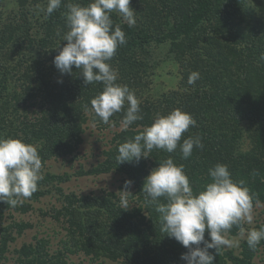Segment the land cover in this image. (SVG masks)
<instances>
[{
	"label": "trees",
	"instance_id": "obj_1",
	"mask_svg": "<svg viewBox=\"0 0 264 264\" xmlns=\"http://www.w3.org/2000/svg\"><path fill=\"white\" fill-rule=\"evenodd\" d=\"M247 1L131 0L137 21L132 27L120 13H111L114 27L121 26L127 41L110 61L118 71V83L132 90L134 85L140 86L138 76L149 66L154 56L151 51L169 47L168 52L181 66V86L141 101L143 120L117 135L116 147L98 167L80 172L125 174L124 183L134 182L132 195H126L128 208L122 207L117 193L79 196L58 189L63 205L55 210L54 218H64L68 240L54 252L45 239L37 240L35 246L24 245L16 250L18 264H69V255L80 254L125 264H187L181 256L188 249L161 231L160 214L142 192L149 175L144 172L148 162L150 168H157L169 156L184 165L194 192L210 182L208 170L221 163L264 202V60L260 59L264 54V0H254L252 11ZM70 2L87 6L91 0H63L51 16L40 10L46 9L47 0H0L6 9L11 4L8 12L0 10V136L36 145L42 164L71 156L79 149L87 113L107 125L91 109V100L103 85H86L75 66L71 74L62 75L53 64L59 47L67 43L63 36L68 31L65 13ZM192 72H198L200 78L189 84ZM60 80L63 83H58ZM126 107L110 118L113 124L121 126ZM176 108L191 113L197 121L182 139L198 135L204 148H194L186 160L179 147L173 153L154 149L147 159L119 165V145L143 132L157 113L167 115ZM68 178L46 174L30 200L38 201L50 193L46 186L53 181ZM161 202L166 201L161 198ZM32 207L25 202L13 207L0 201V222L5 210L17 208L26 213ZM261 226L264 218L256 229ZM28 228L32 225L25 222L0 226V261L7 258L9 244L16 240L14 232L20 235ZM238 233L239 227L234 225L228 235ZM205 239H209L207 232ZM257 251L245 240L241 255L222 247L214 264H255Z\"/></svg>",
	"mask_w": 264,
	"mask_h": 264
},
{
	"label": "clouds",
	"instance_id": "obj_2",
	"mask_svg": "<svg viewBox=\"0 0 264 264\" xmlns=\"http://www.w3.org/2000/svg\"><path fill=\"white\" fill-rule=\"evenodd\" d=\"M63 0H47L46 9L51 16L61 7ZM131 0H91L87 6L68 3L66 24L68 31L63 36L66 45L53 59L56 69L62 74H71L73 66L83 75L84 83H101L103 90L91 100V109L104 124L114 123L110 118L124 111L120 120L127 129L136 121L143 120L140 101L135 91L126 84L118 83V71L110 61L120 46L126 44V34L119 24L114 27L111 13H120L129 27L136 24V12L130 7ZM39 7V6H37ZM264 60V54L260 56ZM200 78L198 72L189 75L188 83ZM58 83H63L62 80ZM197 121L191 113L181 108L167 115L157 113L150 126L128 139L118 147L116 160L123 163H138L149 158L154 150L173 153L179 147L183 159H188L195 149H203L198 135L183 138ZM182 141V142H181ZM42 158L36 145L22 138L0 136V201L15 207L37 190L41 175ZM210 182L194 192L183 164H177L169 156L159 162L146 177L143 193L148 203L155 205L160 214L161 231L174 238L188 252L181 256L187 264H214L222 247L230 246L228 233L235 225L241 234L247 231V244L255 249L264 241V226L246 230L242 223L253 221V212L264 207L258 195L251 192L244 180H235L227 164H216L208 170ZM134 182L126 180L124 190L131 194ZM161 198L166 202H161ZM121 205L128 208L126 198ZM264 215L262 214V222ZM207 232L209 239H205ZM203 244V247L200 245ZM195 245V247H193ZM215 249V254L210 252Z\"/></svg>",
	"mask_w": 264,
	"mask_h": 264
},
{
	"label": "rangeland",
	"instance_id": "obj_3",
	"mask_svg": "<svg viewBox=\"0 0 264 264\" xmlns=\"http://www.w3.org/2000/svg\"><path fill=\"white\" fill-rule=\"evenodd\" d=\"M247 4L252 11L256 6L254 0H248ZM0 4V10L4 9L6 12L11 9L3 7ZM155 47V46H153ZM152 47V48H153ZM159 48V47H158ZM169 47H164L153 52L154 56L150 61L146 70L139 73V80L142 84L134 85V91L138 100L144 101L147 98H158L163 91L179 88L181 86V66L175 60V55L168 52ZM152 50V49H151ZM87 122L84 125L85 131L83 135V143L79 149L71 156L65 158H56L42 164L41 175L43 179L46 174L65 175L69 178L64 182L53 181L52 185H47L46 189H50V193L41 197L38 201L25 199L23 202L32 204V209L26 213L20 210L9 209L5 210V217L0 222V226L10 225L13 222L30 223L32 228H28L22 234L18 235L14 232L16 240L9 244V252L5 253V260H1L0 264H18L19 258L16 250H20L24 245H36L37 240L45 239L48 241L51 252L62 248V242L68 240L67 224L64 218L56 220L54 218L55 210L61 209L63 200L58 189L63 193H76L79 196L85 195H107L108 193H117L121 195L120 198H126L125 194L119 193L127 178L125 174L112 171L105 174H80L81 171L87 173L92 169L98 167L106 160L107 152L112 151L117 144L116 137L124 128L115 124L103 125L94 119L92 113H87ZM151 163L148 162L145 173L150 175L155 167L150 168ZM133 188V186H132ZM134 190V188H133ZM128 201V199H127ZM22 203L17 206L20 207ZM264 207L255 209L253 212V221L248 223L244 221V228L246 230L256 229L262 219V210ZM104 217L103 219H105ZM232 241L230 246L225 249L234 251L237 255L243 252V242L247 240V231L243 234L239 233L236 236L228 235L227 237ZM258 251L255 255V264H264V244L257 246ZM86 257L83 254L69 255V264H125L122 260L114 261L105 256L93 259Z\"/></svg>",
	"mask_w": 264,
	"mask_h": 264
}]
</instances>
